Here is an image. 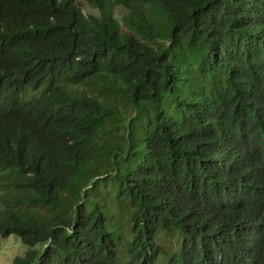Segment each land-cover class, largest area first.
Masks as SVG:
<instances>
[{"label":"trees","instance_id":"obj_1","mask_svg":"<svg viewBox=\"0 0 264 264\" xmlns=\"http://www.w3.org/2000/svg\"><path fill=\"white\" fill-rule=\"evenodd\" d=\"M9 236L10 264H264V0H0Z\"/></svg>","mask_w":264,"mask_h":264},{"label":"rangeland","instance_id":"obj_2","mask_svg":"<svg viewBox=\"0 0 264 264\" xmlns=\"http://www.w3.org/2000/svg\"><path fill=\"white\" fill-rule=\"evenodd\" d=\"M83 13L94 14L95 10L88 6L83 7ZM106 12L113 14L118 19L123 14V10L114 7L111 3L107 4ZM123 27V26H122ZM25 247L20 243L19 239L15 236H9L7 238L0 237V264H10L12 259L16 256L22 255Z\"/></svg>","mask_w":264,"mask_h":264}]
</instances>
